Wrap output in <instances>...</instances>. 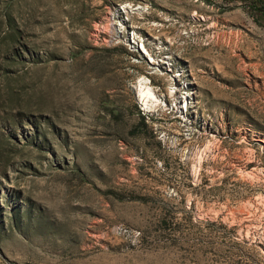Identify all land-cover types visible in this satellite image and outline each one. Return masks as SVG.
I'll return each mask as SVG.
<instances>
[{"label": "rangeland", "instance_id": "rangeland-1", "mask_svg": "<svg viewBox=\"0 0 264 264\" xmlns=\"http://www.w3.org/2000/svg\"><path fill=\"white\" fill-rule=\"evenodd\" d=\"M0 264H264V0H0Z\"/></svg>", "mask_w": 264, "mask_h": 264}, {"label": "bare ground", "instance_id": "bare-ground-1", "mask_svg": "<svg viewBox=\"0 0 264 264\" xmlns=\"http://www.w3.org/2000/svg\"><path fill=\"white\" fill-rule=\"evenodd\" d=\"M141 87H142V86H141ZM146 88H147V87H146ZM146 88H145V89H146ZM140 93H141L142 96H144L145 93L148 94V96H149V95H152V96H153V93H152L151 91H149V90H148V91L146 90L145 92H144V91H142V92L140 91ZM141 98H142V97H141ZM145 99H146V98H145ZM152 100H153V99H152ZM154 101H155V100H154ZM143 102H144V101H143ZM150 102H151V101H150Z\"/></svg>", "mask_w": 264, "mask_h": 264}]
</instances>
